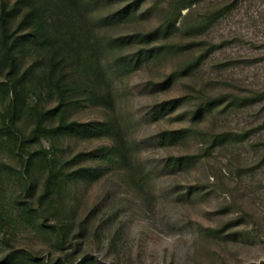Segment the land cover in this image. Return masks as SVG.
<instances>
[{"label": "rangeland", "instance_id": "obj_1", "mask_svg": "<svg viewBox=\"0 0 264 264\" xmlns=\"http://www.w3.org/2000/svg\"><path fill=\"white\" fill-rule=\"evenodd\" d=\"M20 1L57 40L0 59V260L264 264V0Z\"/></svg>", "mask_w": 264, "mask_h": 264}, {"label": "trees", "instance_id": "obj_2", "mask_svg": "<svg viewBox=\"0 0 264 264\" xmlns=\"http://www.w3.org/2000/svg\"><path fill=\"white\" fill-rule=\"evenodd\" d=\"M20 4H21L20 0L15 1L9 10H6L5 8H3L1 10V15H0V27L2 31V45H3L2 54L0 56V59L3 63H5L10 68V70H15L16 68L15 52L17 50L16 48L17 44L20 42V40L22 42L24 39H30L31 41H35V42L36 41L48 42L49 45L50 43H53L54 41L57 40L54 37H52L51 33H49L42 17L39 16L40 15L39 12H37V10L32 6H30V8L24 12L20 20V23L24 28H26L27 26H30L31 29L27 33H25L22 36V38H19L18 36L14 37V35H11V33L9 32V28L7 27V24L9 22V18L11 16H14L13 14L15 12H19ZM58 64H59L58 62H52L49 65V75H51L54 72ZM60 104L58 107L54 109L35 113L36 114V127L32 132V136H35L36 132L40 130L42 131L44 130V127L42 124V120L44 118L58 111H61L59 125L55 128H52L51 131L63 132L70 128V126L66 124V121L63 118L64 111L61 109L62 104L61 105ZM10 131L11 130L8 126L0 128V135L1 134L6 135L8 139H11L13 135L11 134ZM13 261H14V258L8 256L7 258L0 260V264H12Z\"/></svg>", "mask_w": 264, "mask_h": 264}]
</instances>
